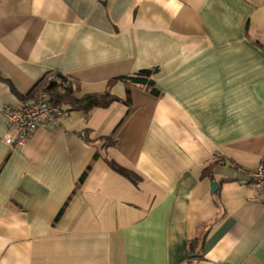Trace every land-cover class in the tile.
<instances>
[{"label":"crops","instance_id":"crops-1","mask_svg":"<svg viewBox=\"0 0 264 264\" xmlns=\"http://www.w3.org/2000/svg\"><path fill=\"white\" fill-rule=\"evenodd\" d=\"M145 68L159 95L118 81L19 149L0 115V264H264L238 171L264 157V0H0V104L48 72L82 95Z\"/></svg>","mask_w":264,"mask_h":264},{"label":"built area","instance_id":"built-area-1","mask_svg":"<svg viewBox=\"0 0 264 264\" xmlns=\"http://www.w3.org/2000/svg\"><path fill=\"white\" fill-rule=\"evenodd\" d=\"M55 79V72H49L19 106L0 104V115L9 128L5 143L12 149L22 148L30 135L40 127L62 128V121L70 112L66 107L52 102L49 98L48 88ZM238 171L244 180L256 189L258 195L264 192V157L257 169L238 168Z\"/></svg>","mask_w":264,"mask_h":264},{"label":"trees","instance_id":"trees-1","mask_svg":"<svg viewBox=\"0 0 264 264\" xmlns=\"http://www.w3.org/2000/svg\"><path fill=\"white\" fill-rule=\"evenodd\" d=\"M157 69L153 68H145L137 71L134 74L121 76L118 78H113L108 82V89L103 92H92V93H84L82 95H78L80 90V84L75 80L69 78L68 76L55 72L56 79L48 88L49 98L52 102L64 106L68 109L69 112L72 111H83L85 116L88 117L90 113L96 108H106L109 107L114 102L121 101L120 98L113 95L110 91V87L112 84L122 81L128 87V93L130 94L131 87L139 86L148 89L151 93L155 95H159L160 91L156 87L155 81L153 79V75L155 74ZM49 73V72H48ZM46 73L29 91L31 94L39 84L44 80ZM131 98L128 96L126 99V104L131 106ZM115 130L110 136H106L103 139L107 142L108 145L115 144V140L113 138ZM98 154L95 155V158ZM111 167L117 172L123 174L131 181L137 183L139 180V176L135 174V172L121 166L114 160L109 161ZM216 165V162L211 163L206 168H204L203 176L212 177L213 169ZM2 168V166H1ZM0 168V170H1ZM91 168V164L87 167L80 178V182H82Z\"/></svg>","mask_w":264,"mask_h":264},{"label":"water","instance_id":"water-1","mask_svg":"<svg viewBox=\"0 0 264 264\" xmlns=\"http://www.w3.org/2000/svg\"><path fill=\"white\" fill-rule=\"evenodd\" d=\"M219 187L218 183L215 182L214 180L211 181V188L213 191H216L217 188Z\"/></svg>","mask_w":264,"mask_h":264}]
</instances>
